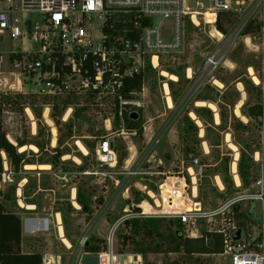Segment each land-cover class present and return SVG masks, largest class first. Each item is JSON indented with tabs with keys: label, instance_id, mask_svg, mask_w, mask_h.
<instances>
[{
	"label": "rangeland",
	"instance_id": "obj_1",
	"mask_svg": "<svg viewBox=\"0 0 264 264\" xmlns=\"http://www.w3.org/2000/svg\"><path fill=\"white\" fill-rule=\"evenodd\" d=\"M197 1L202 2V5H197ZM187 5L191 7L192 13L197 12L199 24H195L191 19L192 13L187 16L184 47L180 51L163 55L160 68L154 69L151 66L153 70L147 71L142 91L135 95V103L131 109H140L139 123L143 128L142 133L137 130L136 135L124 133L116 136V128H106V120L109 117L114 120L113 103L107 99H96L89 94L42 97L32 93L10 92L2 98L3 129L7 138L16 146L19 145L18 140L29 145L39 142L44 146L43 150L38 148L37 152L31 149L24 151L30 162L37 165L52 161L57 148L63 151V156L56 167L49 164V169H40L37 166L27 168V164H23L22 170L15 172L17 174L5 184L0 201L9 205L8 201L12 200V210L24 212V217L32 214L26 212L29 209L22 208V202L38 201L43 207L37 211H42L48 209L58 197L64 199L57 200L58 206L63 204L66 207L68 203L71 211H75V206L69 199L65 200L68 191L71 192V188L75 187L80 194L78 200L89 206V211L76 210L75 215H66L65 234L74 245L73 249L68 250L65 247L56 228L31 237L37 249L60 255L63 264H73L78 240L86 231L88 223L94 222L97 214L104 217L100 218L94 227L92 236L94 239H106L111 225L123 215L124 207L149 199L147 192L159 191L160 183L161 191L165 193V182H161L165 175L161 172L169 175L183 171L188 177L186 168L191 164L193 157H199L201 160L197 167L198 201L204 209H216L230 198L257 189L255 182L259 176V162L256 160V154L262 147L261 130L249 117L245 122L238 117L236 109L242 102L241 110L248 116L247 106L262 102L263 94L248 71L252 66L255 67L257 75L261 74L262 49L254 46L259 45V40L256 38L252 43H247L242 32L234 44L228 45L230 41L224 44L229 47L227 61L216 76L223 82V87L207 83L196 89L195 80L188 79L187 69L193 68L199 74L204 58L221 44L211 35H217V30L220 29L218 23H210L207 19V13L211 12L207 0H188ZM259 9L258 17L264 20V5ZM243 16V12L240 15L220 16V22L227 30V35L236 30ZM170 24V19L163 22L164 34H169ZM10 47H13V42L0 35V50H9ZM161 68L175 74L178 80L172 81L161 75ZM165 87H169L168 91L173 99L172 108H169L165 99ZM202 96L206 97L204 101L217 107L219 123L216 121L214 110L196 105L198 100H202ZM26 108H30L29 111L33 115H29ZM202 109L209 112L205 114ZM46 110L52 124L47 121ZM191 112L198 115L203 128L190 116ZM201 115H204L205 119ZM70 120L71 126L68 125ZM33 121L36 123L35 132ZM54 127L57 130L56 146L52 145ZM228 135L239 149V173L241 163L251 166L248 182L245 183L240 176L239 186L232 172L235 152L228 145ZM109 136L115 139V151L118 155L117 163L113 166L102 165L97 160L100 140ZM77 142L91 145L86 147V154L79 150ZM12 169L14 171V168ZM218 181L224 184L223 189L219 187ZM20 186L23 187L19 190V205L17 189ZM48 188H53L54 191L50 192ZM240 207L241 212L248 211L249 207L255 209L257 219L261 218V206L258 202L243 201L240 202ZM153 219L156 220L155 226L158 230L153 234L147 233L142 225L139 232H135L130 226L122 225L116 237L117 248L127 252H137L138 247L147 248L144 253L145 264H221V260L216 256H193L182 249L176 250L178 241L175 236L179 229L176 222H180L174 221V226H171L168 219ZM137 220L142 223L146 219ZM210 224L209 219L204 220L205 231L210 228ZM180 229L187 235V226L181 224ZM157 239L162 240L160 248L156 246ZM97 244L102 252L104 244L101 241H97ZM85 259L86 255H83L79 261L85 264Z\"/></svg>",
	"mask_w": 264,
	"mask_h": 264
},
{
	"label": "built area",
	"instance_id": "obj_2",
	"mask_svg": "<svg viewBox=\"0 0 264 264\" xmlns=\"http://www.w3.org/2000/svg\"><path fill=\"white\" fill-rule=\"evenodd\" d=\"M187 1L0 0V35L13 42V47L9 50H0V101L10 92L32 93L42 97L89 94L96 99H107L113 103V118L117 115L120 117L116 136L124 133L136 135L137 130L128 129L124 121L125 112L135 111L131 107L137 94L130 92L132 97H126V83L137 76L145 75L149 66L158 69L154 64L155 57L161 67L163 55L180 51L184 47L185 22L187 16L192 13ZM207 2L210 4L209 10L213 14L214 24L221 15H240L243 12L244 16L232 34L227 35L217 29V35L212 34V38L221 44L204 58L199 74L193 68L187 69L188 79L195 80L196 89L207 83L219 87L216 84V76L227 61L229 48L224 44L228 41V45L234 44L235 39L249 24H260L259 31L245 35L247 43H252L253 39L257 38L259 45L254 46L262 49L261 74L258 75L260 83H255L263 94L259 123L262 147L256 154V160L259 162V176L255 182L257 189L230 198L216 209L206 210L198 201L197 167L201 160L199 157H193L191 164L186 168L188 177L183 171L169 175L161 172L165 175L161 181L165 182V193L161 191L160 183L159 191L147 192L149 199L124 207L123 215L109 228L103 251L92 253L86 251V247L93 241L94 227L100 218L104 217L97 214L94 222L88 224L78 240L73 264H83L79 261L83 255H86V259L97 257L98 264H102L104 256H107V264H145L143 253L120 251L116 246V237L120 227L126 226L128 220L148 218L179 221L183 226H187L188 233L184 235L187 238L206 236L208 241V234L222 236L223 250L220 253L192 254L193 256H216L221 260V264H264V20L258 17L264 0ZM197 5H202V2L197 1ZM195 15L196 12L191 14L194 23ZM167 19L171 20V24L169 34H164L162 25ZM168 98L165 90L167 104ZM28 110L30 108H26L29 114ZM113 121L110 117L106 120L108 130H113ZM111 144H114L113 148ZM115 148L114 137H102L97 149L99 163L109 166L116 164L118 155ZM234 152L233 164H237L236 175L240 179L236 160L239 159V149ZM0 154L3 163V172H0L1 194L5 184L17 173L12 169L8 154L4 150H1ZM233 175L235 178V173ZM22 187L17 189V195ZM18 199L21 197L18 196ZM243 201L258 202L261 206V218L257 219L254 209V217L242 225L235 206ZM71 202L73 206L78 203L77 195L75 199L71 198ZM77 209H81L80 206ZM219 216H222L221 219H217ZM206 219H209L211 226L205 231ZM22 222L25 233L29 235L53 228H56L60 235L61 231L65 230L60 213L55 214V220L35 215L22 216ZM239 230L241 238L236 240L235 234ZM64 245L68 250L74 248L71 242V248ZM43 255V264H63L60 255Z\"/></svg>",
	"mask_w": 264,
	"mask_h": 264
},
{
	"label": "trees",
	"instance_id": "obj_3",
	"mask_svg": "<svg viewBox=\"0 0 264 264\" xmlns=\"http://www.w3.org/2000/svg\"><path fill=\"white\" fill-rule=\"evenodd\" d=\"M218 28L224 32L227 30L224 29L223 25L220 22V17L218 18ZM260 30V24L251 23L249 24L244 34L248 35L254 32H257ZM153 70V68L150 66L148 67L147 71ZM147 72L145 75L137 76L136 78L127 81L125 86V95L126 97L130 98L132 97L130 95V92H136L139 93L143 89L144 80ZM259 88V87H258ZM260 90V88H259ZM261 92V90H260ZM202 100H206V97L202 96ZM56 106H54V109ZM118 110V107H117ZM3 101H0V151L4 150L9 158L11 165L14 168L15 172H20L23 168V164H33L30 162L25 152H20L19 147H23L27 144L24 141L18 140V146L13 144L6 135V132L3 129ZM135 111L139 112L140 109H136ZM205 114H207V111L209 110L202 109ZM77 113V112H76ZM140 113V112H139ZM262 114V102H257L252 105L247 106V117H249L257 126L260 124V116ZM39 116L41 114H38ZM202 116V115H201ZM204 119V115L202 116ZM141 119V113L138 120H132L130 118V112H125L124 114V121L126 124V127L128 129H136L139 131V133H142L143 128L142 125L139 123V120ZM58 124V120L56 121ZM72 121L70 120L69 124L71 126ZM120 126V117L117 115L114 119V128L118 129ZM41 133V132H40ZM40 150H43L44 146L42 143H35ZM86 147H91L89 143L85 142ZM63 156V151L60 148H57L55 150L54 159L52 161L42 162L38 164H52L53 167H56V164ZM251 166H245L241 163V170H240V176L242 177V180L246 183L248 182L249 177V171ZM0 172H3V163L2 158L0 154ZM226 182L229 183V181L226 179ZM7 195V194H6ZM5 195V197H6ZM82 201V200H81ZM83 206V210L89 211L88 204L81 202ZM30 202V201H29ZM254 209H249L248 211L238 212V217L240 218V223L243 225L245 224V221L251 220L254 217ZM156 220L153 218H148L144 220L142 223L140 220L133 219L128 220L126 222V226H130L132 229H135V232H139L141 225L145 227V231L147 233L153 234L156 233L157 227L155 226ZM177 227L179 228V234H176L175 238L178 241L176 245V250H183L187 254H213V253H220L223 250V243H222V236L219 234H208L209 240H206V236H203L201 238H185L183 231L180 229L181 224L177 223ZM201 226L203 227V223H201ZM22 220L19 215L10 212L6 209L5 205L0 201V262L2 264H43V257L44 255L42 253H24L22 251ZM128 239V237H125ZM97 241H101L103 244H105V240L102 238H93V241L86 247V251L92 252V253H99L101 249L99 248ZM162 240L157 239L156 246L157 248H160L162 245ZM147 248L138 247V252L146 253Z\"/></svg>",
	"mask_w": 264,
	"mask_h": 264
},
{
	"label": "bare ground",
	"instance_id": "obj_4",
	"mask_svg": "<svg viewBox=\"0 0 264 264\" xmlns=\"http://www.w3.org/2000/svg\"><path fill=\"white\" fill-rule=\"evenodd\" d=\"M196 15H197V12H196ZM194 16V21H195V23H198L199 24V19L197 18V16ZM207 19L209 20V22L210 23H214V18H213V14L210 12H208L207 13ZM213 33V32H212ZM212 35V34H211ZM213 36H215V33H214V35ZM155 66L157 67V68H160V65H159V63H158V60H157V57H155ZM161 75H163L164 77H167V78H169V79H171L172 81H177L178 80V77L175 75V74H173V73H171V72H169L168 70H165V69H162L161 68ZM248 71H249V74H250V76H251V78H252V80L254 81V83H256V84H259L260 83V78L258 77V75L255 73V69L251 66V67H249V69H248ZM190 72H191V70H190ZM190 76V75H189ZM216 84L219 86V87H223V82L222 81H220L219 79H217V81H216ZM165 85V84H164ZM165 90L167 91V95H169V98H168V106H169V108H172L173 107V99H171L172 97H171V95L169 94V87H165ZM244 97H245V95H244ZM243 97V98H244ZM196 105L197 106H207V107H209V108H211L212 110H214V112H215V116H216V121H217V123H219V116H218V110H217V107L215 106V104H213V103H211V102H206V101H204V100H198L197 101V103H196ZM241 106H242V102H240V104L238 105V107H237V109H236V114H237V116L238 117H241L242 118V120H244V122L245 121H247L248 120V117L242 112V110H241ZM28 112H29V115H32L31 113H30V111L28 110ZM45 116H46V118H47V121L49 122V123H51L52 124V121H51V119L48 117V110H46V114H45ZM190 116L196 121V123L199 125V126H201L202 127V122H201V120L199 119V117H198V115L195 113V112H191L190 113ZM34 117V116H33ZM33 119V118H32ZM65 120H66V118H65ZM55 123V122H54ZM56 125V124H55ZM53 126V125H52ZM33 127H34V132H35V128H36V123H35V121H33ZM203 128V127H202ZM53 132H54V139H53V143H52V145L53 146H56L57 145V130H56V128L54 127V129H53ZM201 136H203V129H202V134H201ZM227 142H228V145H229V147L231 148V149H233L234 151H238V147L230 140V136L228 135V139H227ZM77 146H78V148H79V150L80 151H82L83 153H87V148H86V146L83 144V143H81V142H77ZM26 149H31V150H34V151H38V147L37 146H35L34 144H31V145H26V146H23V147H20V151L21 152H24ZM258 156L259 155H257V159H258ZM236 160H238V159H236ZM39 167L40 169H49L50 168V165L49 164H37V165H34V164H27V168H35V167ZM236 172H237V164L235 163V164H233V173H235V180H236V182H237V185L239 186L240 185V179H239V177H238V175H236ZM25 184V182L23 183V185ZM218 185H219V187L220 188H222L223 189V187H224V184L221 182V181H218ZM18 196H21V193L19 192V195ZM73 198L75 199L76 198V196L75 195H73ZM19 202H20V200H19ZM21 206L22 207H25L26 209H28V208H33L32 207V205H29V204H25L24 202H22L21 203ZM74 206L75 207H77V208H79V204L76 202L75 204H74ZM60 238L62 239V241H63V243L64 244H66L67 246H69L70 248H71V246H70V241L66 238V234H65V230L63 229L62 231H61V234H60ZM102 264H107V256H104L103 257V259H102Z\"/></svg>",
	"mask_w": 264,
	"mask_h": 264
},
{
	"label": "crops",
	"instance_id": "obj_5",
	"mask_svg": "<svg viewBox=\"0 0 264 264\" xmlns=\"http://www.w3.org/2000/svg\"><path fill=\"white\" fill-rule=\"evenodd\" d=\"M48 190L50 192H53L54 191L53 188H48ZM69 190H70V188H69ZM67 195H68V197L65 200H68L69 199L70 202H71V198L73 197V195H75V196L77 195V200H78V197L80 196V194H78V192H77V188H75V187H72L71 188V192L68 191V194ZM69 195H70V197H69ZM61 198H59V197L56 198V201L54 203H51V206L48 209H46V210L44 209L42 211H37V210H39V209H41L43 207L42 206V203H39L38 201H31L30 203L27 202V201H25L26 204L32 205V207H33V208H28L29 210L26 211V212L31 213L33 216L35 215V216H39V217H48L49 220H55V214L56 213H60V215L62 217V220H63V223H64V226H65V231H66V223H65V220H66L67 213H70L71 215H75V211L76 210L77 211H83V206L80 203V201L78 200V204H79V206H80L81 209H77V207H76L75 208L76 209L75 211L74 210L71 211L70 205L68 203H67V206L66 207L63 204H59L60 206H58L57 200L64 201V199L63 198L61 199ZM8 202H9V205H6L5 203H3L5 205V207H6V209L8 211H10V212H13V213L19 215L20 218H21V220H22V216H24L23 215L24 212H21L20 213V212H17L15 210H12L11 203L10 202H13V201L12 200H9ZM72 209H74V208H72ZM93 215H94V213H93ZM22 225H23V222H22ZM34 236L35 235L26 234L25 231H24V228H23V230H22V251L24 253H42V254L49 253V251H47V250L41 251V250L37 249V245L33 244V241L31 240V237H34Z\"/></svg>",
	"mask_w": 264,
	"mask_h": 264
},
{
	"label": "water",
	"instance_id": "obj_6",
	"mask_svg": "<svg viewBox=\"0 0 264 264\" xmlns=\"http://www.w3.org/2000/svg\"><path fill=\"white\" fill-rule=\"evenodd\" d=\"M140 117V113L137 112V111H132L130 113V118L132 120H138ZM112 148L114 147V144H111ZM235 209L236 211H240L241 210V207H240V204H237L235 206ZM174 220H170V225L171 226H174ZM176 234H179V231H176ZM241 238V230L237 231V233L235 234V239L238 240ZM86 263L87 264H98V258L97 257H90V258H87L86 259Z\"/></svg>",
	"mask_w": 264,
	"mask_h": 264
}]
</instances>
